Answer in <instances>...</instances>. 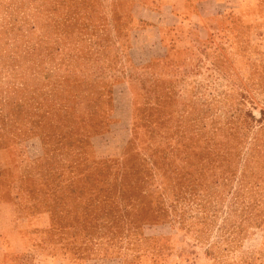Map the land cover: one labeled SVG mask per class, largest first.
Segmentation results:
<instances>
[{"label": "rangeland", "instance_id": "374dc122", "mask_svg": "<svg viewBox=\"0 0 264 264\" xmlns=\"http://www.w3.org/2000/svg\"><path fill=\"white\" fill-rule=\"evenodd\" d=\"M0 264H264V0H0Z\"/></svg>", "mask_w": 264, "mask_h": 264}]
</instances>
